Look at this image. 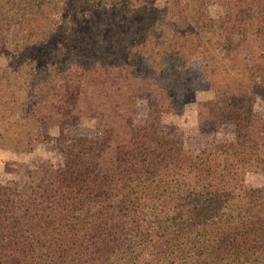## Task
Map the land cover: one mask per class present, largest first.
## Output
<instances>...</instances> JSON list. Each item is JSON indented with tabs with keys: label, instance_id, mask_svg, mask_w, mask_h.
Wrapping results in <instances>:
<instances>
[{
	"label": "trees",
	"instance_id": "trees-1",
	"mask_svg": "<svg viewBox=\"0 0 264 264\" xmlns=\"http://www.w3.org/2000/svg\"><path fill=\"white\" fill-rule=\"evenodd\" d=\"M221 2L0 0V152L61 154L0 184V264H264V0ZM198 90L234 137L191 154L161 125Z\"/></svg>",
	"mask_w": 264,
	"mask_h": 264
},
{
	"label": "rangeland",
	"instance_id": "rangeland-1",
	"mask_svg": "<svg viewBox=\"0 0 264 264\" xmlns=\"http://www.w3.org/2000/svg\"><path fill=\"white\" fill-rule=\"evenodd\" d=\"M164 3L165 0H160ZM225 8L221 0H204L202 13L216 29L219 20L225 15ZM6 63L4 56H0V67ZM210 91L198 90L194 102L186 107L182 113L166 114L163 117L161 129L166 134L180 138L186 152L199 154L205 147L214 146L233 139V126L224 122H213L209 118L203 117L200 108L203 102L210 98ZM263 94H258L255 105L257 115H261L263 106ZM138 120L144 122L147 113V104L141 101L139 106ZM70 134H77L86 137H99L101 130L84 122L73 124L68 129ZM43 160L45 162L58 165L61 161L54 141H47L37 148V151L31 154H12L8 150L0 152V184L16 182L19 186H26L28 176L24 172L22 164L31 161ZM248 186L253 188L264 187V172L261 170H251L245 176Z\"/></svg>",
	"mask_w": 264,
	"mask_h": 264
}]
</instances>
